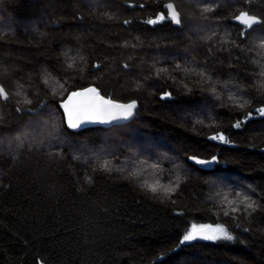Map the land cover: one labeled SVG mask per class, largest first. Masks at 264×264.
I'll use <instances>...</instances> for the list:
<instances>
[{
	"label": "trees",
	"instance_id": "16d2710c",
	"mask_svg": "<svg viewBox=\"0 0 264 264\" xmlns=\"http://www.w3.org/2000/svg\"><path fill=\"white\" fill-rule=\"evenodd\" d=\"M167 1L180 26L145 23ZM240 11L264 19V0H0V264H264V116L245 119L264 107V26L241 37ZM88 85L135 115L68 128L60 104ZM237 191L255 211L225 216ZM193 224L234 239L177 248Z\"/></svg>",
	"mask_w": 264,
	"mask_h": 264
},
{
	"label": "snow or ice",
	"instance_id": "6c2138e0",
	"mask_svg": "<svg viewBox=\"0 0 264 264\" xmlns=\"http://www.w3.org/2000/svg\"><path fill=\"white\" fill-rule=\"evenodd\" d=\"M133 7L134 5H129ZM143 7V5H140ZM167 11V15L161 13L158 14L155 18H149L145 23L149 25H156L165 20L171 21V23L175 25H180L182 23L181 13L177 10L176 6L173 3H168L165 5ZM204 12H211L213 8L209 5H205L203 8ZM234 20H236L241 26L242 30L240 32L241 37H245L249 30H255L256 26H264V19L252 15L249 11H240L238 15L234 16ZM125 24L129 23V21L125 20ZM259 48L264 49V40L260 42L258 45ZM74 61L69 63L68 67H73ZM98 68L99 65H96ZM125 68L128 67L127 64L124 65ZM179 68L180 66L177 65ZM264 75V72L261 73ZM201 76L204 75L203 72L200 73ZM45 83H48L47 76L45 77ZM61 89H63L64 85H60ZM213 93H215V88L211 89ZM55 92V90H54ZM16 95H20L19 92ZM170 93H165L162 97H169ZM0 99L4 101H8L10 99L8 92L5 90L3 85H0ZM230 100H233L235 103L239 104L240 107H243L244 103L247 101H239L235 96H229ZM26 103H31L30 100H26ZM136 101H132L128 104H120L112 99H106L101 95L99 89L95 86H91L88 88H84L79 91L71 92L68 95V98L64 100L60 107L63 109L64 120L67 124V127L70 129H79L86 124H113L118 121H127L135 115L136 109ZM17 111H21L20 108H17ZM259 115L264 116V107L258 108L256 110ZM252 114L249 112L245 119L250 117ZM244 121H237L233 127L239 128ZM209 139L219 140L223 143H228L227 138L222 134H216ZM190 160H193L196 164L200 165H211L216 161V157H212L211 160H201L196 157H189ZM102 167L109 171L110 168L108 163L105 162ZM150 167L152 169H158V164H151ZM141 175L138 171H133L128 173V178L137 179ZM142 187L146 188L147 191L152 193H158L163 191L166 195L171 194L175 191V187L172 185L165 186L160 183L159 180H156L154 183H149L147 180H144L142 183ZM235 196L238 199H229V194L225 193L222 197L221 203L226 204L228 210H224L223 214L228 216L231 213H236L239 211V207L236 205H243L246 210L255 211L256 202L251 198L250 195L237 191ZM234 237L230 230L226 228L223 224L216 225H196L193 224L189 230L185 232L182 236L180 243L177 245V248L180 245L191 244V242L196 240H205V241H218L225 240L231 241ZM43 264V262H40Z\"/></svg>",
	"mask_w": 264,
	"mask_h": 264
},
{
	"label": "water",
	"instance_id": "95a60500",
	"mask_svg": "<svg viewBox=\"0 0 264 264\" xmlns=\"http://www.w3.org/2000/svg\"><path fill=\"white\" fill-rule=\"evenodd\" d=\"M168 3H173V2H171V1H167V2H165V4H164V7H165V5L166 4H168ZM174 4V3H173ZM175 5V4H174ZM166 8V7H165ZM178 10V9H177ZM167 9H166V15H167ZM239 14V13H238ZM238 14H236V15H238ZM235 15V16H236ZM253 15V14H252ZM256 16V15H255ZM258 17V16H257ZM232 21L233 22H235V23H238L236 20H234V17L232 18ZM239 24V23H238ZM172 25H174V26H179V25H175V24H173L172 23ZM95 69L97 68L96 66L94 67ZM91 86H93V85H88V86H86V87H83V88H81V89H78V90H76V91H79V90H82V89H84V88H88V87H91ZM103 96V95H102ZM164 95H161V97H163ZM68 98V96L64 99V100H66ZM106 98V97H105ZM107 99V98H106ZM63 100V101H64ZM113 100V99H112ZM62 101V102H63ZM113 101H115V102H117V103H120V104H128V103H130V102H132V101H129V102H124V101H116V100H113ZM61 102V103H62ZM61 105V104H60ZM136 108H137V106H136ZM62 109V108H61ZM135 111H136V109H135ZM62 112H63V109H62ZM64 115V114H63ZM132 118H130L129 120H127V121H118V122H115V123H113V124H110V125H108V124H99V123H96V124H86V125H84V126H82L81 128H79V129H72V130H74V131H77V130H80V129H82V128H86V127H97V126H100V127H109V126H113V125H120V124H125V123H127V122H129L130 120H131ZM66 123V122H65ZM67 125V124H66ZM190 157H196V158H198V159H201V160H211L212 159V157H216V161L213 163V164H211V165H200V164H196L193 160H190V162L191 163H193V164H195L197 167H199L200 169H204V170H211V169H213L214 167H215V165H217L219 162V160L217 159V156L216 155H214V156H212V157H210V158H202V157H198V156H190Z\"/></svg>",
	"mask_w": 264,
	"mask_h": 264
},
{
	"label": "bare ground",
	"instance_id": "6f19581e",
	"mask_svg": "<svg viewBox=\"0 0 264 264\" xmlns=\"http://www.w3.org/2000/svg\"><path fill=\"white\" fill-rule=\"evenodd\" d=\"M180 26V25H179ZM258 108H255L254 109V112H255V114H252L250 117H248L247 119H251V118H255V117H257V116H261V115H259V113L256 111ZM214 155H216L217 156V159H218V152L216 153V154H214ZM213 155V156H214Z\"/></svg>",
	"mask_w": 264,
	"mask_h": 264
},
{
	"label": "flooded vegetation",
	"instance_id": "af4514ba",
	"mask_svg": "<svg viewBox=\"0 0 264 264\" xmlns=\"http://www.w3.org/2000/svg\"><path fill=\"white\" fill-rule=\"evenodd\" d=\"M167 21H169V20H167ZM169 22H171V21H169ZM171 24H172V23H171ZM107 99H109V98H107ZM113 100H114V99H113ZM216 153H217V152H216ZM216 153H215V154H216ZM213 155H214V154H213ZM213 155H211L210 157H212ZM210 157H209V158H210Z\"/></svg>",
	"mask_w": 264,
	"mask_h": 264
},
{
	"label": "rangeland",
	"instance_id": "374dc122",
	"mask_svg": "<svg viewBox=\"0 0 264 264\" xmlns=\"http://www.w3.org/2000/svg\"><path fill=\"white\" fill-rule=\"evenodd\" d=\"M209 225H210V224H209ZM211 225H213V226H214V225H216V224H211Z\"/></svg>",
	"mask_w": 264,
	"mask_h": 264
}]
</instances>
